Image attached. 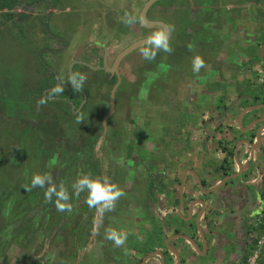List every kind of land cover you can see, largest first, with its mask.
I'll use <instances>...</instances> for the list:
<instances>
[{
    "label": "rangeland",
    "instance_id": "374dc122",
    "mask_svg": "<svg viewBox=\"0 0 264 264\" xmlns=\"http://www.w3.org/2000/svg\"><path fill=\"white\" fill-rule=\"evenodd\" d=\"M20 1L21 3L18 5L17 2L12 10H0V157H5L3 160L5 166L2 165L0 168V179L4 183V188L13 192L8 202L11 204L9 208L12 210L10 211L12 213L14 211L15 214L17 211L20 212L16 218L12 217L15 221L4 222L3 220L9 225L7 228L1 227L0 231V264H76L81 262L82 254L92 249L90 246L92 238L86 235L87 231L90 232V228L85 226L86 221L90 222L94 214L98 216L100 212L98 208L88 205V191L77 194L73 185L85 177L110 183V167L112 166L109 157L113 156H110L108 152L112 150L118 152L122 148L126 153L135 152L136 144H143L146 142L144 139H148L144 130L148 123L145 122V126H143L144 123L140 125L141 120L139 122L138 117L133 114L131 109L133 106L130 104L136 105L139 101L136 94L130 92L126 82L123 81L117 91L116 112L110 119L105 134L106 139L103 142L100 138L102 132L100 121L107 110L111 86L102 84L104 79L101 78L99 72L75 65L72 70L73 74H82L86 77L82 89L88 96L83 111L75 119L67 114L68 111L60 103L53 105L49 103L52 102L50 99L48 101L43 98V94L48 97L51 92L44 91L46 84L50 85L48 88L57 86L48 72H54L59 76L63 88V91L52 99L65 97L68 62L71 60L72 63L79 59L77 56H81L83 47L92 41L109 47L112 58L126 46L127 42L134 41L135 37L125 32L127 26L122 22V18L118 19L122 31L111 25L109 13L115 8L131 7L134 2L135 17L136 11L144 0H60L56 7L48 6L49 2L46 0ZM113 2L115 3L112 5ZM122 32L124 38L115 39L116 36H122ZM182 36L186 37L183 34ZM184 39L180 42L181 45L186 44ZM138 50L142 55L144 47ZM174 50L175 52L171 51L170 56L163 60L157 61L158 56H155L154 60L145 59L141 63L143 68H146L143 71L144 74L153 67L151 69H156L154 74L161 73L166 77V79L151 83V88L156 85L153 87L157 90L156 92L164 89L168 95L176 92L182 79V72L190 68L186 62L182 61L185 52L180 48ZM135 52L137 54V50ZM207 52L206 49L205 53ZM131 58L130 61H132ZM141 65L139 63L135 65L137 70H142ZM168 82L171 84H166ZM214 85L213 83L211 86ZM129 95L135 97L130 101ZM73 98L75 103L80 101L78 96H73ZM41 100H45L46 103L41 104ZM165 101L167 102L168 98L160 97L158 100L154 96L151 102L150 99L147 102L161 105ZM149 104H146V107L151 110ZM141 106L143 104H140L138 108L140 109ZM95 109H98V113L94 112ZM54 110L59 118L53 117L51 111ZM158 111L153 110L147 119L151 124L156 120H161L158 116L160 113H162L161 121L163 122L159 125L163 126L167 124L164 120H174L176 116L175 112ZM123 119L125 123H132L134 120L139 127L132 131L128 126L118 123ZM26 127L31 130L28 135L23 133ZM52 127L56 133L52 139L57 145L51 141L46 142L48 141L46 139H51L47 134H50L48 131ZM33 132L37 138L32 137ZM98 136L100 139L96 140ZM41 141L44 143L42 144ZM140 153L142 157L149 156L146 147L141 148ZM98 158L102 163V180L97 179V175L94 174L99 172ZM259 163L260 166L264 164L261 161ZM36 175L51 176V183L45 184L47 190L53 186L57 192L61 189L65 190L69 199L59 202L70 205L71 210L66 208L64 211H59L57 209L56 194H53L52 203L49 205L44 203L46 200H40L42 195L40 187H32V179ZM47 190L45 188L44 195ZM32 194H36L37 198L31 196ZM118 210L122 212V216L115 213V217L119 219L126 217L125 210ZM253 212H250L252 217ZM104 213L102 215L108 216L110 211ZM254 213L257 214V211ZM116 222L110 220V223ZM65 223L68 227L64 229ZM80 226L81 228H78ZM79 243L82 247L86 246L85 252L77 251L76 257L72 259L69 257V249L78 246ZM120 251L121 256L130 264L129 252L124 248ZM112 254L117 255V251H113ZM96 264L108 263L106 260L101 262L99 259Z\"/></svg>",
    "mask_w": 264,
    "mask_h": 264
},
{
    "label": "flooded vegetation",
    "instance_id": "af4514ba",
    "mask_svg": "<svg viewBox=\"0 0 264 264\" xmlns=\"http://www.w3.org/2000/svg\"><path fill=\"white\" fill-rule=\"evenodd\" d=\"M46 1L49 2L48 6L56 7L60 0ZM147 1L148 0H144V2L141 4V7L136 11L135 17H139V13L143 5ZM114 3L115 2H113L112 5ZM133 4L134 2L132 3L131 7H122L123 9H112V11L109 13V17L111 25L114 28L120 31L123 30L120 29L121 25L119 24L118 19L124 17L126 13L134 17L135 10L133 8ZM146 17L150 21L162 22L165 25L173 27L174 30L171 32L169 40V46L172 49V53L175 52L174 49L177 48H180L186 53L183 54L184 57L182 61L186 62V64H188V67L190 68H188V71L182 72V75L184 77H193L192 81H194V83H197L199 86V90L196 92L187 90L186 94L188 97L192 98L193 96H198L199 99L204 100L203 96L205 95V91H207V87H205L207 86L206 82L214 77H218L219 80L225 78L226 76L239 77L243 74H249L253 77V44H256V42L258 41L257 38L259 36H264V0H158L148 9ZM126 26L127 29L126 31H124L132 34V36L135 37V40L127 42L125 47L129 46L139 39L151 37L155 32L161 30V28L159 27L146 28L143 27L140 23H135L132 25L126 24ZM182 34L186 36L184 37L185 39L183 38ZM116 38H124L123 32L122 36L119 35L116 36L115 39ZM182 39L186 40V44L181 45L180 42H182ZM263 43L264 41H262L260 44ZM87 47L91 48V50H88ZM125 47H123L121 50H123ZM108 48L109 47H106L96 41L89 42L86 44V46L83 47V49L81 50V56H77L79 57V59H77L76 61L88 63L94 67H102L104 62L106 61L107 65L111 67L116 55L121 50L112 58V53ZM206 49L209 53H205ZM139 51L140 50L137 49V54H135L136 52H133L135 55L131 53L133 54L131 56L133 59L130 57V54L125 57L119 64V76L121 78V81L115 93L114 110L107 122V130L110 119L116 112V107L118 105L117 91L123 81L126 82L129 91H132V93L134 92V95L136 94V98L139 101V103L136 105L130 104V106H133L131 109L133 110V114L138 117L137 119H139V122L141 119L137 113L139 112L138 107L140 106V104H142V102H144V89L147 90V94L149 95V93H152L154 91L153 87H156V85H154L151 88V83L156 82L157 80L159 81L161 73L157 75V79L156 81H154L153 77L156 75L154 74V71L156 69H151L153 67L147 70L144 74L143 71H145L146 68H143V65H141V63H143L145 59ZM170 54L171 52H165L162 49L156 50V56H158L157 61H159L160 59L163 60L165 57H169ZM197 56L203 59L205 67L201 68L199 73H194L193 60ZM130 58L132 61H130ZM138 63L141 65L140 67L142 68V70H137L138 68L135 67V65L137 66ZM161 63L162 61L160 62V64ZM250 63H252V69L250 68ZM70 64L71 60L68 62L66 70H68ZM79 66L88 69L83 65ZM173 67H175V65H173ZM156 68L158 67L156 66ZM47 69H49V67ZM93 72H99L101 74V78L104 79V82H102V84L111 86V92L112 87L117 82V76L115 75V73L105 72L104 70H97ZM48 73L50 74V76H52L53 81L57 85L61 86L59 76L54 72ZM150 75H152L153 77H149ZM66 78L67 87L64 89L66 91V99H63L69 103V110H72L70 111V114L74 117H78L87 103L88 96L83 89H81L80 91H74L69 80V75L67 73ZM166 84L170 85V83ZM52 89L53 88L51 87L45 89L44 91H51ZM101 89L102 87L100 88V90ZM110 92L108 95V103L106 107L107 110L105 112V115L109 109ZM72 94L73 96L80 97V101L76 104V106H73V104L71 103V101L75 100ZM134 95H129L130 101L131 98L135 97ZM150 97L152 98L151 94L147 98ZM43 98L48 99L46 94H43ZM63 99H61L60 97L50 100L52 102L59 101L58 103L62 104L61 100ZM255 99H257V96H255ZM243 103L246 105L243 110L252 109L257 107L258 105L264 106V97L261 100V103H257L256 100L253 99V97H251V101L245 99ZM228 107L230 106H227L226 108ZM262 110H264L263 107L256 109V111H252L253 115L255 113H258L256 117H264V114L263 116L259 114ZM94 112L98 113V109H95ZM103 118L100 121V126L102 128L100 138L104 142L106 139L105 134L107 130L103 135ZM254 120L255 118L253 119V121ZM125 122V119L118 121L120 125H126L132 131L136 129L135 126L137 125L134 120H132V123ZM236 127L237 126L235 124V130ZM262 127L264 128V122H260L259 124L255 125V127L253 128V132H251L253 146L257 143V131ZM225 132V134H228L229 130H226ZM259 137L261 142L257 151H259V155L264 159L263 129ZM100 138L98 136L96 140ZM241 141L242 140H240V142ZM135 147V152L131 151L126 153L124 151V148L120 149L118 152H116V150L108 152L110 156H113L109 157L110 165L112 166L110 167L111 175L109 177V182L110 184L115 185L118 190L122 191L123 195L115 202V208L114 210L110 211V213H108V216L102 215L101 213H99L98 216L97 214H94L93 220H90L91 227L88 236L90 237V239L92 238V241H89L91 243L90 246H92V249L90 252L87 251L86 253L82 254L83 258L82 256H80L81 262H78L76 264H96L98 263L99 259H101V261L107 260L108 264L116 261L114 260L115 255L112 254V252L116 250L120 254L121 248H117L114 241L107 239L106 236L107 231L109 230L108 226L113 225V223H110V220L122 221L127 218L124 217L122 219H119L118 217H115V213H119L120 216H122V212L118 209L125 210V214L129 216V218H127L128 220H131L136 225L141 224V226L137 228L140 236H145V234L149 235L146 232L152 234V236L149 235V238H152L153 248L147 251L146 254L144 253L145 255H142L141 257H134V259L133 257L129 258L130 264H143L144 258L145 256H147V254L156 253L158 250L161 257L160 262L162 261L163 257L164 260H166V255H170L172 257L171 259L173 261V264H241L248 250L249 238L252 228L251 225L253 222V217L256 214L254 213V211V215L252 217L250 213L253 211L254 205L256 204L255 197H253V192L246 193L244 204L242 206H239L236 211H233L231 207L229 208V206L227 207V209H223L224 211H222L220 210V208L222 209V207H224L223 204L220 205L219 203V209H216V201L214 200V198L209 203L208 199L210 200V195L204 196L206 191L210 189V187L206 186V180H199L193 174L192 176L195 182V186H193L192 190L201 193L200 195H192L190 198L191 201L189 202H197L195 206H198L199 209L196 217L190 219L187 222L179 220V223L176 222L175 228H173V230H169V227L166 228V225H170V223H163V220H168L170 216L167 208H165L164 211V219H162V217L155 212V209L157 210L161 206V204H165L169 209L170 203L174 204V202L169 200L170 197H175L174 201L177 202V208H179V206L181 205L184 206L187 200L185 198V183L187 182L186 178L183 175H181L180 177H176L175 175H170V173H167V175L163 177L162 173L164 172H160L156 168L154 169L152 164L151 167H153V170H151L149 166L146 165V156L142 157V154L140 153V149L144 147H139L137 145ZM138 147L139 149H137ZM220 151L224 154V157L217 166V172L223 175V179L230 175H235L238 173L240 174L239 178H235L234 180L237 179L239 181L242 175H250V177H254L251 179L247 178L246 181L251 183L248 185L253 186V182L256 179V169L253 173L254 160L251 159L250 154H248L246 164H248L251 172L249 171L247 173L243 170L241 162L242 160H239L238 155L240 154L238 153V151L237 160L239 161L241 167L239 166V164H237L239 168L238 170L234 167L235 161H237L234 158L235 148L232 147L230 150H228L224 146H221ZM147 152L152 156L157 154L154 150ZM98 159L99 160L97 166L99 172L94 174L97 175V179L101 178L102 180V163L100 162L101 159ZM130 165L132 166V168H130ZM262 166H264V164ZM107 170L109 171V169ZM229 170H231L232 172L229 173ZM163 178L166 179V184H163V181H160V179ZM262 178L263 177L261 176V180ZM228 182L229 181H226L224 185L228 184ZM201 199L204 203L202 205L199 204V201H202ZM258 208H260V210H257L256 215H258L259 212L263 211L262 209L264 208V206L261 205V207L258 206ZM211 210L213 212L212 214ZM210 215L215 222H210L213 223V225H211V227H213V231L210 229L209 231L211 232L207 234L203 232V229H205L203 224L208 222V217H210ZM184 219H186V216L184 217ZM230 219H233V221H231ZM143 220L148 224L142 225ZM95 221L98 222L95 223ZM179 228L181 230H179ZM88 237H86V239ZM167 238H171V240H167ZM191 241H195L198 250L191 245ZM85 247L86 246L80 249L79 253L85 252ZM169 248H172L178 253L179 263L177 262V258L173 255V252H170ZM194 249H196L198 252H196ZM134 251L137 252V250ZM237 252H240L239 257L235 256ZM102 255H104V257ZM234 256L235 258H233ZM74 257H76V255H74ZM71 258L73 259V257ZM173 258H175V260H173ZM120 259L122 261L120 264H128V260L124 259V257H120ZM235 259H237V261Z\"/></svg>",
    "mask_w": 264,
    "mask_h": 264
},
{
    "label": "crops",
    "instance_id": "0c3cea01",
    "mask_svg": "<svg viewBox=\"0 0 264 264\" xmlns=\"http://www.w3.org/2000/svg\"><path fill=\"white\" fill-rule=\"evenodd\" d=\"M257 40L256 44H253V69L252 63H250V68L253 70V77L249 74H243L239 77L226 76L220 80L218 77H214L206 82L207 86L205 87H207V91H205V95L203 96L204 100L199 99L198 96H193L192 98L187 96V90L196 92L199 90V86L192 81L193 77H184L183 75L176 92H171L169 95L165 89L158 92L154 89L149 95L147 94V90L144 89L145 98L143 99V106L140 107L138 115L141 118L140 125H143L144 123L143 126H145V122L148 123V125L144 127L148 139H144L146 140L145 143H137L136 145L139 147H146V151H156V155L152 156L149 154V156L145 158L147 162L146 165H148L151 170H153L154 167V169L156 168L160 172H164L162 173L163 177L166 176L167 173L175 175L176 177L183 175L187 181L185 183V198L187 200L184 206L181 205L177 208V202L174 201L175 197H170L169 200L174 202V204L170 203L169 209L165 204H161L157 210L155 209V212L164 219V211L165 208H167L170 216L168 220L166 219L165 221L164 219L163 223H170V225H166V228L169 227V230H173L176 222L179 223V220L187 222L196 217L199 209L198 206H195L197 202H189L191 201L190 198L192 195H200L201 193L197 191L196 193L192 190L193 186H195L192 176L193 174L199 180L205 179L206 186L210 187V190L211 187L212 190L216 187L218 188L208 201L210 203L214 198L216 201V209L220 203V205L223 204L224 206L222 209L220 208V210L224 211L223 209H227L229 206L233 211H236L239 206L244 204L246 193L249 192H253V197H255L256 200L257 207L254 206L253 211L260 210L258 206H264V197H262L264 195V166L259 165V161L263 163L264 159L259 155V151H257L259 147L258 144L252 146L253 148L242 146L238 149V153L240 154L238 155L239 160H242L241 162L245 172L248 173L251 170L249 169L248 164H246L248 154H250L251 159L254 160L253 173L256 169V179L253 182V186L248 185L251 183L247 182L246 179H251L254 176L250 177V175L248 176L245 174L244 176L242 175L239 181L233 179L234 181L231 180L226 185H224V183L220 184L224 179L223 175L217 172V166L224 157V154L220 151L221 146H224L228 150L232 147L236 148L240 143V140L243 139V132L247 128V130H250V123L253 122L254 117L258 115V113L253 115V112L247 113L242 118L243 125L240 127V124L237 123V117L246 106L243 101L245 99L251 101V97H253L257 103H261V100L264 97V59H260L264 55V43L260 44L264 41V36H259ZM157 75L158 73L153 77L154 81H156ZM163 78L166 79L163 74H160L159 80H163ZM213 83L215 85L211 86ZM150 94L152 98H147ZM154 96H156L158 100H160V97L162 99L168 98V101H165L164 104L161 105L160 103H150ZM255 96H257V99H255ZM148 99H150V104L147 102ZM146 104H149L151 110L149 108L147 109ZM227 106L232 108L230 109V112L223 117L222 115L225 113ZM153 110H156L157 112H159L158 110H161L165 113L167 111L175 112L176 119L164 120L167 124L165 126L159 125V123L163 122L161 121L163 116L161 115L162 113H160L158 116H160L161 120H156L151 124L150 120L147 119L152 114ZM263 112L264 110L259 114L263 116ZM235 124L237 126L236 130ZM138 125L135 126L136 129L139 127ZM226 130H229L228 134H225ZM251 136L252 135L250 134L245 138L250 140ZM151 164L153 167H151ZM234 165L235 169L238 170L239 168L236 161ZM229 171V173L232 172L231 170ZM260 176L263 177L262 180L260 179ZM160 181H163V184H166V179L163 178L160 179ZM212 213L211 210V214ZM185 216L186 219H184ZM126 217L129 218L128 215H126ZM127 218L123 221H117L116 223H113V225H109L107 233L109 231H116L118 234L126 235L127 239L125 243L119 246V248L122 250L124 248L125 251L129 252L128 258L133 257L134 259V257L145 255L147 251L153 248L152 238H149V235L152 236V234L146 232L149 235L145 234V236H140L137 228H139L141 224L136 225ZM208 218V222L203 224L205 228L203 229V232L207 234H209V232H211L209 230H212L213 228L211 227L213 223L210 222H215L211 215ZM230 220L233 221V219ZM143 224L148 223L143 220L142 225ZM179 230L181 229L179 228ZM167 240H171V238H167ZM134 250H137L138 253ZM169 250L171 253L174 251L172 248H169ZM194 250L198 252L196 249ZM240 252H237L235 256L239 257ZM120 254L119 252H117V255L114 254V260L116 261L109 264H120L122 262L120 259L122 256ZM235 256L233 258H235ZM166 257L165 264H173L172 257L170 255H166ZM160 258L159 250L156 253H149L145 256L143 264H162ZM173 260H175V258H173ZM235 260L237 261V259Z\"/></svg>",
    "mask_w": 264,
    "mask_h": 264
},
{
    "label": "clouds",
    "instance_id": "9594fccd",
    "mask_svg": "<svg viewBox=\"0 0 264 264\" xmlns=\"http://www.w3.org/2000/svg\"><path fill=\"white\" fill-rule=\"evenodd\" d=\"M122 22L128 25H132L135 23L143 24V17H133L129 14H125L122 17ZM167 29V31H165ZM173 27L169 25H165L164 29H161L155 32L150 37V43L144 47V51L142 53L144 59L146 60H154L156 56V51L152 50H163L165 52H171L172 49L169 46V40L171 32L173 31ZM205 67L204 61L201 57L197 56L193 60V72L199 73L200 69ZM71 79V83L73 85L74 91H80L83 88V83L86 79L82 74L77 75L73 74ZM63 88L59 85L54 87L49 93L48 99H52L57 94L61 93ZM41 104L46 103L45 100L40 101ZM51 176H41L36 175L32 179V187L35 188L37 186L43 188L46 183H51ZM73 187L76 189L77 194L80 192L88 191V200L87 203L90 207H97L98 211L103 214L105 211H112L115 208V202L123 195V192L118 190L115 185L110 183H104L99 180H92L87 177L80 179L77 181ZM53 194H56L58 200L56 202V207L59 211H64L66 208L71 210L70 205L65 203H60V200L67 201L69 196L67 192L63 189L57 192L56 188L49 187L45 193V197L48 201L52 200ZM107 239L114 241L117 247L123 245L127 239V236L124 234H118L116 231H109L106 236Z\"/></svg>",
    "mask_w": 264,
    "mask_h": 264
},
{
    "label": "water",
    "instance_id": "95a60500",
    "mask_svg": "<svg viewBox=\"0 0 264 264\" xmlns=\"http://www.w3.org/2000/svg\"><path fill=\"white\" fill-rule=\"evenodd\" d=\"M158 0H148L147 2H145V4L143 5V7H142V9H141V11H140V13H139V17H143V20H144V23L143 24H141L143 27H146V28H155V27H159V28H161V29H164V27H165V24L164 23H162V22H157V21H150V20H148L147 19V17H146V13H147V11H148V9L155 3V2H157ZM165 31H167V29H165ZM150 43V37H148V38H143V39H139V40H137V41H135V42H133L132 44H130L129 46H127V47H125L123 50H121L117 55H116V57H115V59H114V61H113V64H112V66L111 67H109L108 65H107V63H106V61L104 62V64H103V66L102 67H98V66H96V67H94V66H92V65H90V64H88V63H84V62H80V61H74V62H72L70 65H69V67H68V75H69V80H70V83H71V77H72V67L75 65V64H77V65H83V66H85V67H87L88 69H90V70H93V71H97V70H104L105 72H109V73H115V75L117 76V82H116V84L112 87V89H111V92H110V96H109V109H108V112L106 113V115L104 116V118H103V128H104V132H103V135L105 134V131L107 130V122H108V120H109V118H110V116H111V114L113 113V110H114V97H115V93H116V90H117V88H118V86H119V84H120V81H121V78H120V76H119V64H120V62L125 58V57H127L128 55H130L131 53H133L135 50H137V49H139V48H141V47H145V46H147L148 44ZM258 57H260V56H258ZM260 59H264V55L260 58ZM71 85H72V83H71ZM72 87H73V85H72ZM261 107H263L264 108V106H262V105H258L257 107H255V108H252V109H246V110H242L241 112H240V114L238 115V117H237V123H239L240 124V127H241V125H243V122H242V118L247 114V113H250V112H252V111H256V109H258V108H261ZM232 107H228V108H226V110H225V113L222 115L223 117L225 116V115H227L228 114V112H230V109H231ZM255 118V120L252 122V123H250V130H247L246 128V130L245 129H243V130H245L243 133V139H242V141L237 145V147L235 148V151H234V158L237 160V151H238V149H239V147H242V146H246V147H252L253 146V142L251 141L252 140V138L250 139V140H247L245 137L248 135H250L251 134V132H253V128L255 127V125H257V124H259L260 122H264V117H254ZM262 129H263V131H264V128L262 127L261 129H259L258 131H257V143H256V145L258 144V146L260 145V142H261V140H260V134L262 133ZM253 148V147H252ZM251 148V149H252ZM253 151H254V149H253ZM237 162V164H239V161L237 160L236 161ZM239 166L241 167V165L239 164ZM239 176H240V174H235V175H230V176H228V177H226L225 179H224V181H222V182H220V184H223V183H225L226 181H230V180H232V179H235V178H239ZM260 179H261V176H260ZM201 189V188H200ZM217 187L216 188H214L213 190H212V188H211V190L209 189V190H207L206 191V193L204 194V196H206V195H210V197H212L211 195L213 194V193H215L216 191H217ZM202 190V189H201ZM202 200V199H201ZM208 201H209V199H208ZM199 204H204L203 203V200L200 202L199 201ZM191 243V245L193 246V247H195L197 250H198V247H197V245H196V243H195V241H191L190 242ZM173 252V255L177 258V262L179 263V255H178V253L176 252V251H172ZM162 264H165V260H164V257H163V259H162Z\"/></svg>",
    "mask_w": 264,
    "mask_h": 264
},
{
    "label": "trees",
    "instance_id": "16d2710c",
    "mask_svg": "<svg viewBox=\"0 0 264 264\" xmlns=\"http://www.w3.org/2000/svg\"><path fill=\"white\" fill-rule=\"evenodd\" d=\"M17 2H18V5L21 3V1L19 2V0H0V10H4V9H6V10H12L16 5H17ZM50 78L53 80V78H52V76H50ZM48 86H50L49 84H46V86H45V88L47 89L48 88ZM50 88V87H49ZM66 97V96H65ZM64 96L63 97H61V99H66ZM61 100L62 101V104L61 105H63L64 106V108L68 111H65V112H67V114L68 115H70V117L71 118H77V117H74V116H72L71 114H70V110H69V103L68 102H66V100ZM59 101H57L56 103H53V102H49V103H52L53 105L54 104H57ZM73 103V106H76V104L77 103H75L74 101H72ZM49 108V107H48ZM51 112H53V117L55 118H59L56 114V111L54 110V111H51ZM56 114H55V113ZM48 113H50V112H48ZM65 115V114H64ZM50 116V115H49ZM54 128L52 127V128H50V130L48 131V132H50V134L48 133L47 134V136L48 137H50L51 139H46V140H48V141H46V142H52V143H54V145H57V143H56V141H54L52 138L54 137V136H56V133L54 132ZM30 131L31 130H29L27 127L26 128H24L23 129V133L24 134H29L30 133ZM45 131L47 132V129L45 128ZM43 132H44V130H43ZM35 132H33V136L32 137H35V138H37L36 137V135L34 134ZM23 134V135H24ZM45 141V140H44ZM44 141H41L42 142V144L44 143ZM57 147V146H56ZM55 156V155H54ZM56 157V156H55ZM34 158L37 160V158L34 156ZM0 168L2 167V165H3V167L5 166L4 165V159H5V157L3 156V157H0ZM33 159V158H32ZM52 163V162H51ZM96 175V174H95ZM1 181V179H0V231L2 230L1 229V227H5V228H7L8 227V225L9 224H5L4 222H9V221H15V219L14 220H12V217L13 218H16L18 215H19V211H17V213L15 214L14 213V211H13V213H12V211H10V209L11 208H9V206H11V204L9 203L8 204V202L10 201L9 200V197L13 194V192L12 191H9V190H7V188H4V183ZM25 182V181H24ZM45 188H46V190H47V187L46 186H44L43 188H41L40 187V189H41V192H42V195L40 196V200H46L44 203L46 204V205H49V204H51L52 203V201H48L47 199H46V197H45V195H44V190H45ZM35 192V191H34ZM7 194H9V195H7ZM41 194V193H40ZM31 196H33V197H36L37 198V196H36V194H32ZM34 199V198H33ZM54 202V201H53ZM20 206H22V205H20ZM84 209V208H83ZM12 210V209H11ZM16 210V209H15ZM263 211V214H264V208L262 209ZM21 214H22V212H21ZM47 216H49V215H47ZM3 220H4V222H3ZM84 220V219H83ZM86 221V220H85ZM61 223V222H60ZM85 226H87L86 228H90L91 227V224H90V222H89V220L88 221H86V225ZM66 227H68V225L65 223V226L63 227L64 229L66 228ZM78 228H81V226L80 227H78ZM263 229V227L262 226H260V230H262ZM17 233V232H16ZM86 235L88 236L89 235V231H87V233H86ZM80 240V239H79ZM83 242V241H82ZM83 247H82V245L79 243V245L78 246H73V247H71L69 250H70V252H69V257H74V255H75V253H77V251H79V249H82ZM248 254H249V250H247V252H246V254H245V256H244V258H243V261H242V263L241 264H245V259L247 258V256H248ZM257 264H264V253L263 254H261L260 256H259V259L257 260Z\"/></svg>",
    "mask_w": 264,
    "mask_h": 264
},
{
    "label": "built area",
    "instance_id": "2783aa9c",
    "mask_svg": "<svg viewBox=\"0 0 264 264\" xmlns=\"http://www.w3.org/2000/svg\"><path fill=\"white\" fill-rule=\"evenodd\" d=\"M260 226L263 227L262 230H260ZM251 227L249 254L245 259V264H257L259 256L264 253V214L262 211L253 217Z\"/></svg>",
    "mask_w": 264,
    "mask_h": 264
}]
</instances>
